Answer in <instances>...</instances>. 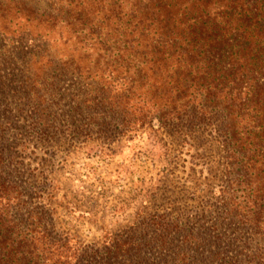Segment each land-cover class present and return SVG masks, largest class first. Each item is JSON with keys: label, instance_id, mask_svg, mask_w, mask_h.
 <instances>
[{"label": "trees", "instance_id": "16d2710c", "mask_svg": "<svg viewBox=\"0 0 264 264\" xmlns=\"http://www.w3.org/2000/svg\"><path fill=\"white\" fill-rule=\"evenodd\" d=\"M3 1L0 91L13 90L19 109H0V264H264V0ZM10 14L29 27L10 34ZM6 70L24 78L15 89ZM65 74L84 86L81 96L65 97ZM117 81L127 94L113 95L108 85ZM63 101L88 120L60 130L71 141L112 135L90 129L109 115L145 123L148 114L133 109L140 101L152 104L148 122L163 130L220 117L223 184L212 214H150L100 246L57 230L48 208L23 198L37 167L25 165L22 150L30 138L43 146L58 133L50 117ZM15 109L30 114L18 125L31 135L22 150L10 132Z\"/></svg>", "mask_w": 264, "mask_h": 264}, {"label": "rangeland", "instance_id": "374dc122", "mask_svg": "<svg viewBox=\"0 0 264 264\" xmlns=\"http://www.w3.org/2000/svg\"><path fill=\"white\" fill-rule=\"evenodd\" d=\"M3 3L12 7L14 1L4 0ZM10 18L12 26L7 29L10 34H18L29 27L24 18L15 19L11 14ZM10 50L18 60L21 58L16 53L17 48L12 49L11 45ZM23 56L27 58L28 53ZM3 74L9 81L14 80L10 85L12 89L24 79L16 70H6ZM61 79L59 88L67 92L65 97L71 93L80 96L84 93V86L72 76L65 74ZM119 83L108 85L114 96L128 93L125 85L121 87ZM143 89L139 91L144 94L146 90ZM6 96L8 100H5ZM11 96L17 97L13 90L0 91V109L10 104ZM65 102L71 101L60 102V108L50 117L58 133L43 146L36 145L31 135L24 134V128H18V125H28L30 114L27 109L23 114L14 110L10 128L18 149H23L19 144L21 140L30 138L29 146L22 151L29 154L31 160L28 157L23 160L25 165L31 162L37 167L28 183H22L26 190L23 198L28 200L29 207L48 208L57 230L81 244L100 246L150 214H169L172 218L180 214H212V205L221 197L219 190L223 184V151L215 132L220 117L210 119L205 116L203 119L202 116L201 122L197 119L175 120L168 130H163L156 122H148L154 110L152 104L140 101L133 109L148 114L145 123L132 122V116H121L127 120L123 122L109 115L107 123L101 124V119L92 121L90 129L108 128L112 135L98 137L92 134L71 141L64 138L66 135L62 136L60 130L88 120L83 115L74 118V114L64 108ZM17 104L15 99L10 105L19 109ZM32 143L38 149L32 147ZM47 149L49 152L44 154ZM38 156L43 159L41 162L33 159ZM39 170L47 176L46 183L40 180ZM236 193L238 190H233L232 194ZM39 194L43 199L35 198ZM206 220L208 218L202 223L208 226Z\"/></svg>", "mask_w": 264, "mask_h": 264}]
</instances>
